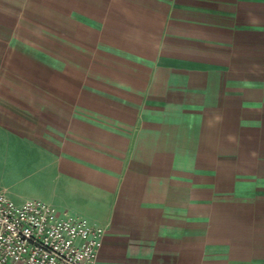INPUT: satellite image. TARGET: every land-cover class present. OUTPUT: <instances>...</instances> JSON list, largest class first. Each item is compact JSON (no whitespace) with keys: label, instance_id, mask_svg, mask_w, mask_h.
<instances>
[{"label":"crops","instance_id":"1","mask_svg":"<svg viewBox=\"0 0 264 264\" xmlns=\"http://www.w3.org/2000/svg\"><path fill=\"white\" fill-rule=\"evenodd\" d=\"M0 191L96 264H264V0H0Z\"/></svg>","mask_w":264,"mask_h":264},{"label":"built area","instance_id":"2","mask_svg":"<svg viewBox=\"0 0 264 264\" xmlns=\"http://www.w3.org/2000/svg\"><path fill=\"white\" fill-rule=\"evenodd\" d=\"M104 229L38 200L0 191V264H96Z\"/></svg>","mask_w":264,"mask_h":264}]
</instances>
